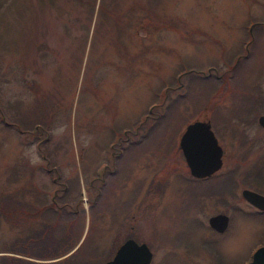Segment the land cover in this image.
<instances>
[{
	"label": "rangeland",
	"instance_id": "1",
	"mask_svg": "<svg viewBox=\"0 0 264 264\" xmlns=\"http://www.w3.org/2000/svg\"><path fill=\"white\" fill-rule=\"evenodd\" d=\"M247 13L263 15L264 0H0V195L13 192L30 203L16 213L19 221L0 214V258L103 264L120 238L133 231L155 249L151 264H212L206 249L220 250L227 261L234 247L239 256L256 241L258 227L231 210H226L232 220L224 234L208 227L207 216L223 204L216 195L191 194V185L215 187L212 178L185 183L179 196L142 188L137 203H122L136 175L145 183L159 165L167 170L165 158L153 165L155 156L166 154L167 138L174 144L188 121L213 123L229 111L228 76L221 98L217 81L215 90L193 99L187 93L200 86L189 72L215 73V68L228 75V57L244 36ZM259 43L264 47V40ZM238 72L245 75V67ZM165 91L170 98L187 97L177 105V118L159 131L154 119L169 100ZM137 121L147 139L145 151L123 175L113 174L114 192L105 188L92 202L98 181L90 185L89 179L110 160L103 145ZM234 147L227 139V154ZM169 157L178 169L185 168L176 153ZM174 174L171 185L176 186ZM64 181L68 186L61 191ZM55 188L65 194L58 202H70L59 211L65 217L32 244L41 233L38 199L51 203ZM187 195L194 209L185 208ZM113 211L117 223L110 218ZM197 213L199 224L193 222ZM180 230L188 237V252L173 240ZM205 237L209 242L203 247L199 240ZM17 239L23 246L16 247Z\"/></svg>",
	"mask_w": 264,
	"mask_h": 264
},
{
	"label": "flooded vegetation",
	"instance_id": "2",
	"mask_svg": "<svg viewBox=\"0 0 264 264\" xmlns=\"http://www.w3.org/2000/svg\"><path fill=\"white\" fill-rule=\"evenodd\" d=\"M242 23L245 33L241 38L239 46L233 49L228 57V75H224L222 72L217 73L216 69L214 68L219 87V91L217 90L216 94L217 99L221 98L220 86L222 85V80L224 77L228 76L230 87L229 97L231 103L229 111L225 114L219 113L220 115L218 114L216 119L214 117L215 120L213 123H211L210 119H205L210 123V128L213 131L216 142L220 146V164L208 174H193L190 171L189 165L179 144L180 134L184 129L183 127V129H181L179 132L176 143L173 144L171 141L172 139H166V143L163 144L164 152L166 150V154L164 155L161 153L155 156L156 159L153 165L159 164V159L162 161V159L165 158L163 162L165 168L167 166V170L163 169L164 167L162 164L159 165L158 169H154V174L149 177V181H146L145 183V177H143L142 181V177L136 175L132 180V184L128 186V193L130 197H127L126 200L123 199L122 201L124 204L129 203L132 200L137 203V197L142 188H144L148 193L152 194H162L163 191L165 192V190L168 189L170 193L173 192L179 196L182 192L180 187H184L185 183L212 178L215 187H209L206 189L202 186L200 187L199 185H191V190L195 189L191 194L196 191L198 194L207 193L216 195L219 197L218 200L223 204L220 210L214 213H225L227 215L226 225L222 229H216L211 226L208 222V217L211 214H214L211 213L206 218L208 227L214 233H218L220 235L224 234L225 231H227V229L231 226L232 220V212L229 213L226 212V210H231L241 216H244L242 218L246 220L248 219L249 223L257 226L260 232V236L258 239H256V241L251 240L250 243L246 244L245 251L242 252L241 255H237L234 247L230 253V259L227 261L226 259H221V254L219 253L221 252L220 250L217 251L214 249L213 253V248L206 249L208 254H210V261L212 258L214 259L211 261L212 264H214L215 261H217V264H246L250 261H253L252 264L262 263V258L260 257L253 260V252L257 247L264 245V206H259L255 202V199L257 198L256 196L252 195L249 198L244 196L243 190L246 189L264 197V47L259 46V40H264V14L258 15L247 13ZM242 67H245L246 74L240 77L238 75V71H241ZM148 111L150 112V110ZM146 115L148 114H145L144 116ZM139 122L140 121H137L135 124H133V126L121 127L120 130L123 136L117 134L114 139H109L107 143L103 145V150H109V154L107 155L108 157L106 156V158H110V160L102 164L103 167L101 174L93 175L89 179L90 185H92L93 180L96 179L98 181V184H94L96 186V193L94 197L91 198L92 202L96 200L98 195L105 188H108V191L114 192L113 188L115 186H113L110 181L113 179V174L121 173V175H123L124 168L126 169V167H129L131 163H138L140 154L146 149L144 147V143L147 140L146 138L141 137ZM227 122L229 124H227ZM227 139L229 144H231V141L234 140V144L236 146V148L234 147V149H230V154H227ZM171 153H176V155L182 158L185 168L178 169L173 165L174 159L169 157ZM42 157H44L43 154ZM174 172L176 186L171 185ZM124 177L125 180L126 178L128 179V175ZM52 179L53 181H56V176L52 177ZM146 183L147 187H144V184ZM67 184V181L63 182L61 191L66 190L68 186ZM61 194L62 193H58L57 189L55 188L53 190V194L51 195V203H48L41 198L38 199L39 201L37 203V210L38 215L40 216V222H42L40 227L41 233L39 237H43L45 235V219L47 220L48 218V213L46 211L47 209L53 214V216L48 220V222L51 224V227L54 226L55 221L57 222L59 217H65V214L62 215L59 211L60 209H63L61 207H64V204L69 205L70 202H67L66 200L58 202L65 195ZM168 198L170 197L168 196ZM168 198H166V200ZM262 200H264V198H262ZM193 202L195 201L191 198H188L187 195V198L184 202L185 208H187L186 206L188 205L192 207ZM29 204L30 203L25 202L23 207L27 208ZM192 208L194 209V207ZM76 209L77 207L75 203L73 211L71 213L69 212L70 215H74ZM110 214L112 215L110 216L112 221L117 223L118 213L113 211L110 212ZM193 216L197 217V219L195 217L193 218V222H196L197 224L203 222L200 219L201 217L198 215V213ZM129 227L132 229L134 224H129ZM66 232L67 237H69L70 228ZM172 236L173 240L182 242L181 252H188V248L191 246L188 244L189 240L184 231L180 230L174 233ZM128 237L133 238L138 243L144 241L147 244L146 239H142L137 236V233L129 231L120 238V240L113 247L111 254L106 259L110 258L118 245ZM207 239L208 238L205 237L199 240V242L203 241V247H206V245H204L205 242L206 244L209 242ZM218 241L219 239L216 241V243ZM186 243L187 245H185ZM147 246L151 251V258L148 264H151V259L155 249L153 250L148 244ZM216 251L217 255L215 256L214 254Z\"/></svg>",
	"mask_w": 264,
	"mask_h": 264
},
{
	"label": "water",
	"instance_id": "3",
	"mask_svg": "<svg viewBox=\"0 0 264 264\" xmlns=\"http://www.w3.org/2000/svg\"><path fill=\"white\" fill-rule=\"evenodd\" d=\"M179 144L182 148L190 171L195 175H205L213 171L220 164V146L210 128V123L205 119H193L188 121L180 134ZM244 196H256L255 202L264 206L262 195L243 190ZM227 215L222 212L211 214L208 222L216 229H222L226 225ZM76 246V245H75ZM262 258L264 264V245L257 247L253 252V260ZM151 251L144 241L136 242L128 237L115 249L113 255L103 264H148ZM253 261L246 264H252ZM261 263V264H262Z\"/></svg>",
	"mask_w": 264,
	"mask_h": 264
},
{
	"label": "trees",
	"instance_id": "4",
	"mask_svg": "<svg viewBox=\"0 0 264 264\" xmlns=\"http://www.w3.org/2000/svg\"><path fill=\"white\" fill-rule=\"evenodd\" d=\"M190 78L192 81H195V83L198 82L200 88L198 91H194V90H190V93L188 92V87H187V91L186 93L188 95H190L191 98L193 99H198L200 96H203L204 94H208L212 89L215 90V87H217V78L214 72H209L206 74H200V73H196L195 71H190ZM172 83V81H171ZM214 92V91H213ZM185 94H177L174 97H169L168 93L165 91L164 93V99H169L165 102L164 108L162 110V112L160 114L157 115V117L154 119L155 122H157V126L159 131H164V129H162L164 127L165 124H167L168 122H170L172 119L177 118L178 116V108L177 105L179 104V102H181V99H184L185 97H187V95ZM145 120V122L147 121V119H142ZM140 120V121H142ZM166 127V126H165ZM143 128V127H142ZM150 128V127H149ZM149 128H147V130H149ZM28 202V201H27ZM25 204V201L20 199V197L16 196L13 192H4L0 195V214L2 215L3 218H5L6 220H15V221H19L16 219V213L18 212H22L24 210H22L23 206ZM47 211V217L49 218L50 216L52 217L53 214L50 210H46ZM45 211V212H46ZM78 214V212H77ZM50 217V218H51ZM78 218V216L76 217V219ZM49 220V219H48ZM48 222V221H47ZM50 222L45 224V232L47 229L51 228L50 226ZM40 238H37L36 240H34L33 242H31L32 244L36 243V245H38ZM20 243V244H19ZM23 241L20 239L16 240V247H21L23 246ZM22 250V248H20ZM0 264H33V262L31 260L25 259V258H19L16 261H10V258L8 257V255H2L0 258ZM65 264V263H64ZM74 264H84V261H80L78 263H74Z\"/></svg>",
	"mask_w": 264,
	"mask_h": 264
}]
</instances>
